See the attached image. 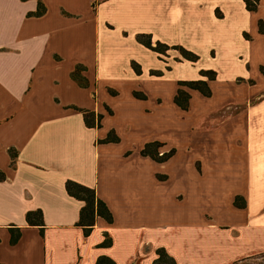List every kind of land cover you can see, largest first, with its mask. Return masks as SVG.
Returning <instances> with one entry per match:
<instances>
[{
	"label": "crops",
	"instance_id": "obj_1",
	"mask_svg": "<svg viewBox=\"0 0 264 264\" xmlns=\"http://www.w3.org/2000/svg\"><path fill=\"white\" fill-rule=\"evenodd\" d=\"M249 2L0 0V263L154 264L163 249L264 264V0ZM68 181L113 223L86 237Z\"/></svg>",
	"mask_w": 264,
	"mask_h": 264
},
{
	"label": "trees",
	"instance_id": "obj_2",
	"mask_svg": "<svg viewBox=\"0 0 264 264\" xmlns=\"http://www.w3.org/2000/svg\"><path fill=\"white\" fill-rule=\"evenodd\" d=\"M246 2H247L248 9H252L249 0H246ZM38 12H39L38 15H40L41 11H38ZM147 47L153 50L157 49V48L156 49L152 48L151 45H147ZM190 58L194 59L192 55H190ZM188 86H190L192 89L201 91L204 95H210L211 93L210 89H208V86L204 82L190 83L188 84ZM199 86L200 87L205 86V89L200 88ZM184 94L187 96H185ZM187 98H189L188 94L182 91H178V96H177L176 101H177V104L184 110L188 109V99ZM89 118H90V114L86 115L85 117L86 123L88 125H91ZM147 149L148 148L146 147V149L143 151L144 154H147L148 152ZM15 157L16 155L12 154V158L14 159ZM5 178H6L5 174L0 171V181H4ZM66 190L69 196L79 201H82L85 204L80 212V220L77 225L83 228L84 234L86 237H88L92 233L98 218L104 219L109 224L113 223L112 213L110 212L107 205L98 198L96 191L94 189L85 187L73 181H68L66 183ZM26 220L29 226H35V227H41V228H43L44 226L43 214L41 211L29 212L26 216ZM41 232H43V229H41ZM10 234H11L10 243L12 245H15L21 236L20 229L11 228ZM157 255H158V258L154 262V264H175L174 260H172L163 249L157 250ZM96 264H114V263L110 259L106 257H102L98 260Z\"/></svg>",
	"mask_w": 264,
	"mask_h": 264
},
{
	"label": "rangeland",
	"instance_id": "obj_3",
	"mask_svg": "<svg viewBox=\"0 0 264 264\" xmlns=\"http://www.w3.org/2000/svg\"><path fill=\"white\" fill-rule=\"evenodd\" d=\"M175 262V261H174ZM261 264H263V262H260ZM176 264V263H175ZM236 264H252L250 261H244V262H241V263H236ZM255 264V263H254Z\"/></svg>",
	"mask_w": 264,
	"mask_h": 264
}]
</instances>
